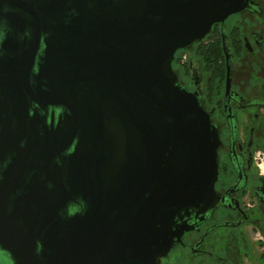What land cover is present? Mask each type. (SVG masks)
Listing matches in <instances>:
<instances>
[{
	"label": "water",
	"instance_id": "95a60500",
	"mask_svg": "<svg viewBox=\"0 0 264 264\" xmlns=\"http://www.w3.org/2000/svg\"><path fill=\"white\" fill-rule=\"evenodd\" d=\"M249 2L0 0V247L14 264H159L174 216L214 203L218 130L172 62Z\"/></svg>",
	"mask_w": 264,
	"mask_h": 264
},
{
	"label": "flooded vegetation",
	"instance_id": "af4514ba",
	"mask_svg": "<svg viewBox=\"0 0 264 264\" xmlns=\"http://www.w3.org/2000/svg\"><path fill=\"white\" fill-rule=\"evenodd\" d=\"M215 45L222 57L209 63L202 53ZM172 64L179 83L198 94L220 144L214 203L174 216L159 264H264V0L212 24ZM81 208L75 202L68 215ZM0 264H14L1 247Z\"/></svg>",
	"mask_w": 264,
	"mask_h": 264
},
{
	"label": "trees",
	"instance_id": "16d2710c",
	"mask_svg": "<svg viewBox=\"0 0 264 264\" xmlns=\"http://www.w3.org/2000/svg\"><path fill=\"white\" fill-rule=\"evenodd\" d=\"M207 51V52H206ZM203 55H206V60L210 63L211 58H214V61L219 60L220 57H222V54L220 52V49L217 48V46H213L208 48L207 50H205L203 53ZM173 68L175 67L174 64H172ZM219 65H216V69L218 70Z\"/></svg>",
	"mask_w": 264,
	"mask_h": 264
}]
</instances>
